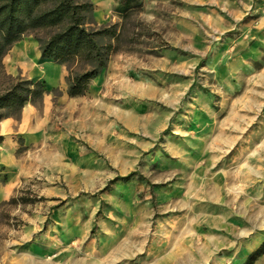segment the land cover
Segmentation results:
<instances>
[{"label": "rangeland", "instance_id": "1", "mask_svg": "<svg viewBox=\"0 0 264 264\" xmlns=\"http://www.w3.org/2000/svg\"><path fill=\"white\" fill-rule=\"evenodd\" d=\"M89 2L87 27L114 35L97 38L109 58L84 95L66 83L83 64L39 57L65 71L51 84L10 74V49L0 61L44 83L22 109L47 135L17 140L0 251L70 221L82 264H264V0H127L123 15L118 0Z\"/></svg>", "mask_w": 264, "mask_h": 264}, {"label": "trees", "instance_id": "2", "mask_svg": "<svg viewBox=\"0 0 264 264\" xmlns=\"http://www.w3.org/2000/svg\"><path fill=\"white\" fill-rule=\"evenodd\" d=\"M130 9L127 0H118L115 8L122 15ZM90 11L89 0H0V61L21 36L34 34L39 42L41 60L62 65L76 62L85 66L80 74L66 78L69 97L84 95L89 81L105 67L109 58L110 46H101L97 38L114 35L109 27L89 29L83 13ZM40 30L49 31L45 40L35 36ZM0 76L5 78L0 86V120L18 116L26 102H40L46 91L43 82L6 75L2 64Z\"/></svg>", "mask_w": 264, "mask_h": 264}, {"label": "crops", "instance_id": "3", "mask_svg": "<svg viewBox=\"0 0 264 264\" xmlns=\"http://www.w3.org/2000/svg\"><path fill=\"white\" fill-rule=\"evenodd\" d=\"M8 64L6 68L10 74L17 73L19 70L26 69L36 77L45 76L49 83L59 84V81L65 76L62 66L55 64H36L40 57V50L33 40H20L16 42L9 50ZM46 63L47 60H44ZM29 64H25V63ZM35 63V64H34ZM41 67H48L42 69ZM31 113V114H30ZM35 109H22L19 120L6 118L0 120V177L6 175L9 184L0 185V201L8 196L13 184L18 180L20 162L16 159L15 149L17 140L20 138L25 143L44 144L47 135L44 130V123L33 124L29 121L30 117L35 116ZM26 170V169H24ZM50 229H61L57 234L59 237H53L48 233L35 237L25 247L17 248L21 240L19 238L9 239L8 244L14 246L12 249L0 251V264H82L80 260H72L71 253L74 251L72 243L80 245V238L74 239L77 234L76 224L70 221L53 222ZM48 234V235H47ZM73 237V238H72ZM84 248V247H83ZM88 254L92 253L93 246L84 248ZM117 250H119L117 248Z\"/></svg>", "mask_w": 264, "mask_h": 264}]
</instances>
